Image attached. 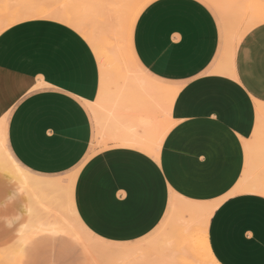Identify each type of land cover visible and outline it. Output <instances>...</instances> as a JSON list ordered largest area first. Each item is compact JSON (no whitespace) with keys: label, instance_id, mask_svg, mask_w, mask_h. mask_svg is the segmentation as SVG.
Here are the masks:
<instances>
[{"label":"crops","instance_id":"obj_1","mask_svg":"<svg viewBox=\"0 0 264 264\" xmlns=\"http://www.w3.org/2000/svg\"><path fill=\"white\" fill-rule=\"evenodd\" d=\"M222 31L201 0L142 4L127 46L147 82L115 86L95 152L89 103L100 73L87 40L54 19L0 32V106L11 108L1 142L24 177L0 204V219L19 221L15 237H24L15 264H86L82 243L57 225L76 215L104 241L130 244L176 198L218 203L206 233L219 264H264V196L235 191L264 104V23L241 38L229 72L213 67L224 57ZM163 87L174 91L170 102Z\"/></svg>","mask_w":264,"mask_h":264},{"label":"bare ground","instance_id":"obj_2","mask_svg":"<svg viewBox=\"0 0 264 264\" xmlns=\"http://www.w3.org/2000/svg\"><path fill=\"white\" fill-rule=\"evenodd\" d=\"M117 1L118 0H112V1L110 0L109 2H102L99 0H95L94 2L91 0L89 1L83 0V2L79 3L76 10L69 8V7H64V6L63 7H57V6L35 7L34 6V7H26L24 9L17 8L15 11L10 13L9 15L0 17V32L8 26H11L17 22L27 20V19H54L61 23H64L65 25L72 27L87 40V42L93 49L95 56L97 58L98 64H99V73H100L99 94L95 102L89 103L90 109L95 115L97 124L99 125L100 123H102V120H103L101 117V111L105 110L104 105L111 104L113 101L112 95L114 94V92L109 93L108 91L109 83L117 86L119 84L147 82L145 81V78L140 73V71H137V70L133 71L132 70L133 68L129 66V62H130L136 68V65L134 64L129 54L128 46H127V33H128L129 23L131 21V18L136 8L144 0H130L128 4L129 10L126 16L122 19L119 18L118 15L117 16L114 15L115 13L111 12V10L113 11L116 10L115 7L112 8V5L114 4L117 5ZM211 1L210 3H212L213 7L216 8V11L223 14V10H222L223 8L220 7L222 6L221 5L222 2L219 3L220 4L219 6L217 4L218 2L216 3L215 0H211ZM103 4H105V7H103ZM256 10H254L255 13L250 15L249 19L245 21L244 25H241V26L236 25V27L238 26V28H236L234 31L232 30L229 31L230 33L232 32L231 34L227 32L228 33L227 35L224 30V34H225L224 57L223 56L222 57L223 59H226V65H227L228 72L231 71L229 62L241 38L253 27L264 23V12L263 11L259 12ZM245 17H247V14ZM121 24H123L122 27H121ZM216 70L221 72L222 68L217 67ZM173 92L174 91L170 88L163 87L160 89V94L163 95L164 100L167 102L171 101L173 97ZM255 115L257 119L256 122L259 123L258 126L264 125V104L263 103H259V102L256 103ZM170 125L171 123L167 125H163L161 133L157 135V137L154 140V143H153L154 147L157 146V143L161 140V138L166 133ZM0 170L4 171L6 175L8 176V178L14 181L16 184L23 185L24 177H23L22 171L19 170V168L15 166V164L10 160V158L6 154L5 150H3L2 142H1V126H0ZM248 173H249V170L245 169V171L243 172L242 178L240 179L235 191H247V192L256 193V194H260L264 196V180H260L258 178L251 179L248 176ZM217 205L218 203L211 202V203H204L203 205H201V207H197L199 205H197V203L195 202L186 201L181 198L171 199V204L169 206L168 214L159 223L157 228L162 229V226L167 221V219H169L174 209L176 210L175 213L177 212L182 213V211L188 212L190 216L189 219L183 220L179 225L180 230H183L187 233L185 236V240H186L185 246L188 247L189 243H191V240H192V235L189 233L188 230L193 225H194L195 231L197 230V213H198L199 214L198 226L200 227V230L202 232V240H203V246L205 250L206 261L209 264H219L211 253V250L208 244L207 233H206L207 222L213 210L216 208ZM183 217L184 215L179 214V216H177L176 218H183ZM73 218L74 219L72 220V222L68 221L61 225H57L58 228L64 231H67L71 233L72 236L76 237V239L82 243V245L85 247V250H87L89 254L91 250L89 251L88 241L90 240H92L93 242L97 241L99 243L115 245L117 247L119 246L120 248L118 249H120L121 254L118 255L117 257L120 260V263L122 264L123 262L124 264V261H126V259L130 256L128 255L127 252L124 251L125 247L122 246L127 243L113 244L111 242L110 243L106 242L103 239L89 232V230L86 229V227L82 224V222L79 220V218L76 215H74ZM154 233L155 232H153V234ZM149 235H147V237ZM147 240L148 241H146V243L147 242L150 243L152 241L153 243L158 242L161 245L160 248L162 250H161V254L159 255V259L161 261L164 262V260H167L165 258H170L172 260H175L177 264H190L186 260L188 258L181 255V253L179 252V249H181V246H179L178 249L177 247H175L174 251L173 249L171 251L169 237L164 233L161 234V231L157 232V234L153 236L152 238L148 237ZM23 241H24V237L16 236L14 237V240L12 243H10V245L2 247V250L0 251V264H15L17 252L20 246L22 245ZM165 250L169 251L168 255L166 254ZM137 255L139 254L137 253ZM134 256H136L135 253H134ZM88 258H90V255ZM90 261L92 260L90 259Z\"/></svg>","mask_w":264,"mask_h":264},{"label":"rangeland","instance_id":"obj_3","mask_svg":"<svg viewBox=\"0 0 264 264\" xmlns=\"http://www.w3.org/2000/svg\"><path fill=\"white\" fill-rule=\"evenodd\" d=\"M85 1H89V0H85ZM91 1L95 2V0H91ZM99 1L109 2L110 0L108 1L99 0ZM129 1L130 0H118L117 5L111 4L112 8L115 7L116 9L114 11L111 10V12L115 13L114 15L116 16L118 15L119 18L121 19L124 18L129 10V5H128ZM147 1L148 0H144L136 8L135 12L139 9L140 6H142V4H144ZM201 1L205 3L215 15L218 25H219V32H220V29L223 30L222 31L223 33L225 30L227 35L228 33H230L229 31L231 30L234 31L236 28H238V26L236 27V25H240V26L244 25L245 21L249 19L250 15L255 13L254 10H256V8H257L256 11L264 12V0H215L216 3L218 2L217 4L219 6H220L219 3L222 2L221 4L222 6L220 7L223 8L222 9L223 14L216 11V8L213 7L212 3H210L211 0H201ZM81 2H83V0L81 1L80 0H0V17L9 15L13 11H15L17 8L24 9L26 7H34V6L35 7H44V6L45 7L47 6L63 7L64 6V7H69V8L76 10L77 6ZM105 4H103V7H105ZM246 14H247V17H245ZM122 25L123 24H121V27ZM220 37H221V33H220ZM129 66L133 68L132 69L133 71L135 70L138 71V69H136L130 62H129ZM213 67L222 68V71L224 72L228 71L227 65H226V59L216 60L215 63L213 64ZM108 88H109L108 89L109 93L116 91L115 85L111 83L108 84ZM130 94L131 93L129 92V95ZM130 101L132 102L131 98L128 99V103H130ZM0 103L2 104L3 102H0ZM10 111H11L10 107L0 106V125L3 120H5L6 123H8ZM256 121L257 119L255 117V126H254V129L251 135V140L249 143V147H250L249 155L246 158V160L249 162V173L250 174L248 173V176L251 179L258 178L260 180H264V125L258 126L259 123H257ZM92 122H93V142L91 145V150L92 152H95L96 150H98L99 148L105 145L104 141L99 139V134L105 128L108 130V127H106L107 124L105 122H102L96 128L93 118H92ZM14 188H15L14 181L10 180L8 176L6 175V173L0 170V204L1 202L5 201L8 198L9 194L14 190ZM197 205H199L197 207H201V205H203V202H197ZM175 212L176 210L174 209L169 219H167V221L162 226V229L157 228L158 227L157 226L156 228L158 230L157 229L153 230L148 237L152 238L153 236L157 234V232L161 231V234L164 233L169 237L171 251L172 249L174 251L175 247H177L178 249V247L181 246V249H179V252L181 253V255L189 259V260L188 259L186 260L190 264H209L205 258V250L203 246L202 232L200 230V227L198 226L199 214L197 213V230L195 231L194 225L188 230L189 233L192 235V240H191V243H189V246L187 247L185 246V241H186L185 236L187 233L183 230H180L179 225L183 220H188L190 216L188 212H184V211H182V213H178V212L175 213ZM179 214L184 215L185 218L184 217L176 218L177 216H179ZM18 223L19 221H15V223L10 225L9 227V225H7L2 219H0V251L2 250V247L8 246L10 245V243L13 242L14 237H15L14 230L16 226L18 225ZM153 232L155 233L153 234ZM148 237L145 236L143 237L144 239L141 238L133 243L122 245L125 247L124 251L127 252L128 255H130L126 259V261H124V264H145V263L155 264L156 262H157L156 264H160V263L161 264L162 263L163 264H177L175 260H172L170 258H165L167 260H164V262L161 261L159 259V255L161 254V250H162L160 248L161 245L158 242L153 243L152 241L150 243L148 242L146 243V241H148L147 240ZM88 244H89V251L91 250L90 254L87 250H85V247L83 246L84 254L86 258V264H121L120 260L117 257L118 255L121 254L120 249H118L120 248L119 246L117 247L115 245L99 243L97 241L93 242L92 240L88 241ZM165 251H166V254L168 255L169 251L168 250H165ZM134 253L136 254V256H134ZM137 253L139 255H137ZM89 255H90V258H88ZM90 259L92 261H90Z\"/></svg>","mask_w":264,"mask_h":264}]
</instances>
